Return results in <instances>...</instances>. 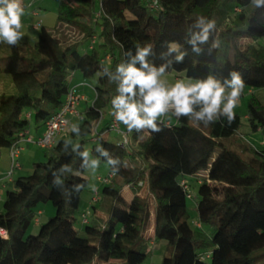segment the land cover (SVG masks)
Listing matches in <instances>:
<instances>
[{"label":"trees","instance_id":"obj_1","mask_svg":"<svg viewBox=\"0 0 264 264\" xmlns=\"http://www.w3.org/2000/svg\"><path fill=\"white\" fill-rule=\"evenodd\" d=\"M57 13L55 35L41 26L30 57L21 56L18 44L10 45L3 72L16 91L0 94V158L20 133L31 132L32 126L42 130L57 113L74 73L97 77L93 103L81 113L78 132L61 138L44 162L33 164L31 174L6 188L0 264H143L151 241L171 250L161 264H264V161L256 168L254 151L249 155L248 148L228 146L241 126L238 114L230 124L226 114L218 113L205 126L194 113L191 119H177L170 109L156 121L161 131L133 129L126 148L104 135L111 121L94 132L104 113L113 111L118 81L110 76L116 75V65L127 66L146 44L152 45L147 61L157 68L168 65L165 74L194 80L211 75L223 83L238 71L244 89L264 87V48L239 46L241 39H264V6L256 7L252 0H60ZM198 17L216 23L208 40L197 42L196 53L189 41L201 31ZM67 29L80 40L56 36ZM84 42L88 50L81 52ZM173 42L185 53L182 61L176 52L169 53ZM193 107L199 112L202 105ZM248 119L252 131H264V102L255 95L248 103ZM90 139L91 158L84 148ZM93 161L106 162L113 177L92 206L96 221L77 228L89 184L84 173ZM184 182L197 185L190 199L196 205L197 229L190 222ZM148 197L156 211L152 238L144 233ZM48 203L55 215L37 234L27 235L39 205Z\"/></svg>","mask_w":264,"mask_h":264},{"label":"clouds","instance_id":"obj_2","mask_svg":"<svg viewBox=\"0 0 264 264\" xmlns=\"http://www.w3.org/2000/svg\"><path fill=\"white\" fill-rule=\"evenodd\" d=\"M252 2L256 7L264 6V0ZM23 15L22 0H0V42L7 45L18 44L23 35L20 31L23 27ZM215 23L214 19L197 18L196 26L201 28V31L194 33L189 41L194 52H200L197 42L204 43L208 40L209 31L215 27ZM151 49V44L138 48L132 61L127 66L123 63L117 64L116 75L110 76V79L118 81V95L112 98L111 115L116 121L123 123L129 132L145 128L153 132L161 131L156 121L170 108L174 109L173 115L177 119L181 116H189L191 119L190 114L194 113L197 120L205 122V126L209 121H213L218 113L226 114L230 124L235 120L234 109L245 86L238 71H232L231 79L223 83L209 75L206 79H196L194 82L178 79L169 87L160 80L168 65L157 68L150 65L146 59ZM171 52L177 53V61L183 60L185 53L180 52V45L170 43L169 53ZM137 62L139 67L136 66ZM104 74H108L107 69ZM194 105H202L199 112H194ZM72 130L78 132L76 127ZM103 154L107 155V152ZM83 155L87 156V153ZM96 163L93 161V165Z\"/></svg>","mask_w":264,"mask_h":264},{"label":"rangeland","instance_id":"obj_3","mask_svg":"<svg viewBox=\"0 0 264 264\" xmlns=\"http://www.w3.org/2000/svg\"><path fill=\"white\" fill-rule=\"evenodd\" d=\"M44 1V3H43ZM41 5L42 10L41 13L44 16L45 14H48V17H52L50 13L53 15H56L57 17V8H58V2L60 0H43ZM67 1V0H64ZM172 2H178V0H172ZM99 8V6H98ZM57 18H53V24L56 22ZM38 17H33L30 16V11L24 9V15L22 16V24L23 27L20 30L23 35L18 42V46L21 49V55H26L28 54L29 50L33 48L35 43L37 42V37H38V31L34 29V25L37 22ZM44 24V23H43ZM48 26V31L55 35V30L52 28L53 25H48L49 23H46ZM74 31L67 29L66 31L62 32L61 34H57L56 36L59 37L62 41H69V42H78L80 40V37L78 36L77 33H73ZM84 45L81 46V52H85L88 50V45H85L86 42L83 43ZM239 46L242 50H246L247 47H255L258 49H263L264 48V39L263 40H258V41H251L248 39H241L239 41ZM10 51V45H7L4 42H0V94L2 93H14L16 91L14 83L11 79V77L3 72V68L7 64V57L9 56ZM178 79H183L185 82H188L191 80L194 82L195 80L192 78L187 77L184 74H164L163 76L160 77V80L164 81L166 83V86H171L176 82ZM97 82V77L94 78H85L81 73L76 72L70 78L68 79V84L72 86H83V90L88 92V90L92 91V93L89 95V97H85L84 103L82 106L79 107L78 111L84 112L87 108L88 105H91L93 103V98H94V85ZM3 84V85H1ZM85 85V86H84ZM230 90V89H228ZM255 95L258 97L262 102H264V87L259 88V89H249L246 88L244 89L243 96H240L239 101L237 103L236 108L234 109L235 114H238L241 118V126L239 130L236 132V134L227 140L226 142L228 143V146L233 148V149H241V146L248 148L247 153L249 155L253 154V151L256 155V161L259 158V154L264 151V131H257L254 132L252 131L250 127V122L248 119V103L251 97ZM85 96V95H84ZM107 113H104V116L102 118H105L107 116ZM110 121L112 123L113 116L109 115ZM80 119L76 120L75 125L78 123ZM122 130H125L122 127ZM111 126V125H110ZM31 131H34V127L30 129ZM33 133V132H31ZM109 139L113 142H117L120 140V136L114 131L110 132V135L108 136ZM93 143L92 140H86L84 143V148L86 149L88 155L91 158V147ZM25 152H22V154L19 156L18 161L22 165L23 171H21L19 174L22 176H27L31 174L33 170V164L35 162H44L46 160V154H49V151H45L37 147L36 145H24ZM252 149V151H251ZM33 151V153L31 152ZM219 151V149L216 150V153ZM246 152V151H245ZM248 156V155H247ZM254 161V163H256ZM4 163L0 162V174L2 173V170L4 168ZM256 165V164H255ZM258 168V165L255 166ZM15 173V178H16ZM109 174V165L106 162H102L100 164L93 165V162H91L90 166L84 173V178H86L89 181L88 186L86 187L83 196H82V204L80 207V213H82L86 200H88L91 197V194H94V192H99L101 196V191L103 189V185L98 181V178H104ZM18 177V176H17ZM191 184V189L193 193V197L196 194L197 191V185L195 183L189 182ZM145 195V193H144ZM147 195V194H146ZM150 198V197H148ZM3 204L0 203V210L2 209ZM187 207L189 210V215H190V222L192 224V227L194 229L196 228L197 221H198V216H197V210H196V205L193 200L188 199L187 200ZM39 208L43 211L44 214L39 215L37 217V220L40 222V225L46 223L49 218L53 217L56 213V210L54 206L51 203L48 204H41L39 205ZM81 216L78 214V225L77 228H80L81 223L80 219ZM89 218L91 216L89 215ZM39 223L34 222L30 229L27 232V235L30 234H37L39 227ZM147 252L148 256L146 260L144 261L143 264H161L162 259L165 256H171V250L166 247L164 243L160 244H149L147 247ZM116 262H111L110 264H115Z\"/></svg>","mask_w":264,"mask_h":264},{"label":"built area","instance_id":"obj_4","mask_svg":"<svg viewBox=\"0 0 264 264\" xmlns=\"http://www.w3.org/2000/svg\"><path fill=\"white\" fill-rule=\"evenodd\" d=\"M41 26V23H37L36 29H39ZM95 41V39L92 41L89 49H91L93 45H95ZM80 89V86H72L69 89L61 108L45 123L40 135H35L29 131L19 134L18 140L9 148L11 166L10 171L6 176L8 182L11 183L13 180L14 172L21 169V164L19 163L18 158L24 150V145H36L42 150L49 151L57 144V142L61 138L67 137L72 132L73 127H75L76 120L82 119L81 112L78 111V109L84 102L85 96L81 93ZM101 121L102 118L95 124L94 132H97ZM110 130L115 131L121 137L119 140V144L121 147L126 148L130 144L129 131L122 130L120 122L116 121L114 116L112 119ZM112 177L113 174H108L104 178L99 177L98 181L103 186H105L109 184ZM184 188L189 193L188 198L192 199L193 193L190 190V187H188L185 182ZM99 200L100 193H94L91 201V206L97 204ZM39 215L40 214L38 213V216ZM89 215V212H84L81 214V225H86L89 223ZM35 222L38 223L39 221L36 219ZM1 234L4 237L6 236V233L3 231L1 232Z\"/></svg>","mask_w":264,"mask_h":264},{"label":"crops","instance_id":"obj_5","mask_svg":"<svg viewBox=\"0 0 264 264\" xmlns=\"http://www.w3.org/2000/svg\"><path fill=\"white\" fill-rule=\"evenodd\" d=\"M42 1L43 0H22V6L24 9L26 10H29L30 11V16H33V17H38V20L37 22L35 23V25L33 26L35 30L38 31L39 33V29H36V25L37 23H41L42 26L48 28L47 24L46 23H49L48 25H53L52 28H56L57 26V19H56V22H54V24L52 23L53 22V18H57L56 15H53L52 13H50V15L52 17H48V14L46 15H42L41 11L42 10H38V9H41V5L40 3L42 4ZM44 3V1H43ZM58 6V5H57ZM44 23V24H43ZM31 50L32 48L29 50L28 54L26 55H21V56H24V57H30L31 55ZM19 51H20V54H21V49L19 48ZM3 85V84H1ZM83 86H81V93L83 95H85V97H89V95L92 93V91L88 90V92L84 91L83 89ZM91 93H90V92ZM86 103V102H84ZM83 104V103H82ZM82 106V105H81ZM82 113V111H81ZM110 112L107 113V116L105 118H102V121H101V124H100V128H103L106 124H108L110 122ZM33 127V126H32ZM122 127L125 129V125L122 124ZM31 129V128H30ZM35 129V127H34ZM31 131V130H30ZM33 132V134H36V135H40L42 130H39V131H36V129L34 131H31ZM110 132L111 130H109L108 133H105L104 135L106 136H109L110 135ZM114 132V131H113ZM26 149H24L22 152H25ZM33 153V151H31ZM264 152V151H263ZM263 152L261 153H258L259 154V158L258 160L256 161V163H254V166H257L258 165V168L259 166L261 165V163L264 161V155H263ZM22 154V153H21ZM20 154V155H21ZM0 162L4 163V168L2 170V173L0 174V203L3 204V200H4V196H5V191H6V188L9 186L10 182H8V180L6 179V176L8 174V172L10 171V166H11V163H10V153H9V148L8 149H4L2 151V155H1V158H0ZM256 164V165H255ZM21 171H23V168H22V165H21V169L20 170H16L14 172V175H13V179H15V173H18L16 174L18 177H20L21 175L19 174ZM16 176V178H17ZM23 176V175H22ZM190 180V179H189ZM95 193V192H94ZM93 195L94 194H91V197L86 200V203H85V206H84V209L82 210L84 212H89L90 213V216L91 218H89V223L95 218H96V215L93 214V211H92V206H91V201H92V198H93ZM148 209H147V214H146V222H145V228H144V233H145V236L147 238H152L154 236V230H155V223H156V211H155V202H154V199L152 197L148 198ZM2 210V209H1ZM0 210V211H1ZM38 213L40 215L44 214L43 211L39 208L38 210ZM96 221V220H95ZM39 225H40V222H38ZM151 244H155L153 241L150 242V245Z\"/></svg>","mask_w":264,"mask_h":264}]
</instances>
